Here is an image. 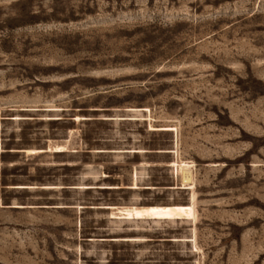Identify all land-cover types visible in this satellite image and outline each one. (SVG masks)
I'll return each instance as SVG.
<instances>
[{"label": "rangeland", "instance_id": "obj_1", "mask_svg": "<svg viewBox=\"0 0 264 264\" xmlns=\"http://www.w3.org/2000/svg\"><path fill=\"white\" fill-rule=\"evenodd\" d=\"M0 264H264V0H0Z\"/></svg>", "mask_w": 264, "mask_h": 264}]
</instances>
